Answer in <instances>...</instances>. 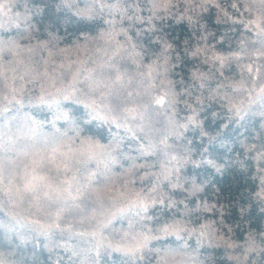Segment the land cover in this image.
Masks as SVG:
<instances>
[{
    "label": "trees",
    "instance_id": "trees-1",
    "mask_svg": "<svg viewBox=\"0 0 264 264\" xmlns=\"http://www.w3.org/2000/svg\"><path fill=\"white\" fill-rule=\"evenodd\" d=\"M0 264H264V0H0Z\"/></svg>",
    "mask_w": 264,
    "mask_h": 264
},
{
    "label": "rangeland",
    "instance_id": "rangeland-1",
    "mask_svg": "<svg viewBox=\"0 0 264 264\" xmlns=\"http://www.w3.org/2000/svg\"><path fill=\"white\" fill-rule=\"evenodd\" d=\"M92 45H93V43H92Z\"/></svg>",
    "mask_w": 264,
    "mask_h": 264
}]
</instances>
